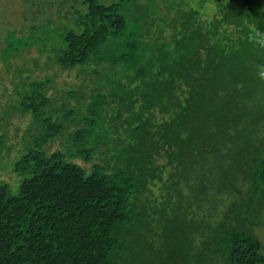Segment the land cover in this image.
<instances>
[{"label": "trees", "instance_id": "trees-1", "mask_svg": "<svg viewBox=\"0 0 264 264\" xmlns=\"http://www.w3.org/2000/svg\"><path fill=\"white\" fill-rule=\"evenodd\" d=\"M73 1L58 43L49 19L0 48L8 67L38 44L79 75L57 101L54 75L20 74L4 111L31 118L16 184L0 181V264H264V48L248 40L264 0H208L149 46L129 27L166 15L153 3Z\"/></svg>", "mask_w": 264, "mask_h": 264}, {"label": "rangeland", "instance_id": "rangeland-1", "mask_svg": "<svg viewBox=\"0 0 264 264\" xmlns=\"http://www.w3.org/2000/svg\"><path fill=\"white\" fill-rule=\"evenodd\" d=\"M65 1L67 0H0V48L2 49L5 44H8V39H10L12 35H14L17 40L20 38L24 41L26 39L25 37L29 36L33 27L45 26L49 19L51 20V26L47 29L49 31L48 35L51 36L53 41L58 43L61 39L60 36H62L61 25L65 23L68 27H72L69 23L73 22L65 16L67 9V7L63 5ZM78 1L81 2L82 0H74L71 3L78 5ZM102 1L112 3L117 0ZM209 2L208 0H137V4L139 6L143 4V7H146V4L152 6L153 3L154 9H157V13L160 12L166 15L162 18L158 17L157 14L155 16L156 18L152 17L153 25L151 29L148 25H140L138 27L132 26L133 23L130 24L129 29L135 32V38L138 43L146 46H149L151 43H158L154 33L158 30H163L169 40L170 36L171 39H173V34L180 32V28L184 21L183 16L188 12L187 10L189 8H198L202 12L204 11L207 13L209 10L212 11L214 7V5ZM254 3L253 1L250 5L249 10H253L250 11L251 14L256 12L254 8H252ZM67 6L70 7V5ZM128 11H130V8ZM129 14H131V12H129ZM132 16H138L141 21L145 18L144 14L139 11V7L135 8V12ZM146 18L149 19L148 16ZM204 24L206 25V22ZM142 31L145 32L144 35L138 36L137 32ZM133 37H120L116 41L122 44L131 40ZM55 42H51V47L56 44ZM173 53L174 49L167 55L170 60L173 57ZM8 63L9 66L7 67L1 61L0 53V138L2 136L5 137L4 145L0 147V181L5 180L14 185L18 179L17 174L14 172V164L20 157V151L24 149L22 146V134L31 116L14 115L12 112L9 115H4V111L7 110L8 103L15 104L16 100L19 98L17 92L22 91L20 74L24 77L26 82H30L34 79H44L47 75H54L55 84L54 87H49L48 93L51 96L54 95L57 101L63 98L67 90L70 89L69 87L71 84L79 80V75L76 68L61 69L59 65L50 63L48 54L46 52H41L40 45L38 44L29 45L21 56L12 57ZM141 88L143 89V87ZM17 128H19V131L16 130ZM58 144L59 143L54 144L51 150L59 147L60 145ZM103 145L108 147V141L103 142ZM17 188L18 185H15L14 191H16ZM257 232L261 235V238H263L261 240L264 242V207L262 209L261 225L257 228ZM137 239L139 241L143 239L144 243L150 240L146 237L144 232L143 236L128 234L125 241L130 243L132 241L138 245ZM161 240L162 239L159 237L160 242H162ZM135 251L136 249H134V252Z\"/></svg>", "mask_w": 264, "mask_h": 264}, {"label": "clouds", "instance_id": "clouds-1", "mask_svg": "<svg viewBox=\"0 0 264 264\" xmlns=\"http://www.w3.org/2000/svg\"><path fill=\"white\" fill-rule=\"evenodd\" d=\"M248 40L254 47L259 46L260 48H264V33L257 31L254 35H250ZM258 76L264 80V65L258 66Z\"/></svg>", "mask_w": 264, "mask_h": 264}]
</instances>
